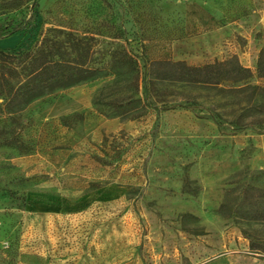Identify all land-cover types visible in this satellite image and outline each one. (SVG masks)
<instances>
[{
	"label": "rangeland",
	"instance_id": "obj_1",
	"mask_svg": "<svg viewBox=\"0 0 264 264\" xmlns=\"http://www.w3.org/2000/svg\"><path fill=\"white\" fill-rule=\"evenodd\" d=\"M35 1L34 28L0 49L58 28L90 38L105 59L124 47L141 63L237 57L255 69L264 48V0H0V27L28 18ZM115 79L22 109L31 151L0 145V264H264L250 252L252 239L264 243L254 215L264 206L261 96L194 88L196 105L129 120V85ZM246 84L264 91V79ZM100 94L126 108L95 104ZM184 213L202 234L184 230Z\"/></svg>",
	"mask_w": 264,
	"mask_h": 264
},
{
	"label": "trees",
	"instance_id": "obj_2",
	"mask_svg": "<svg viewBox=\"0 0 264 264\" xmlns=\"http://www.w3.org/2000/svg\"><path fill=\"white\" fill-rule=\"evenodd\" d=\"M37 2L29 17L16 23L9 21L0 27V39L23 33L27 35L37 22ZM90 38L63 29L53 28L28 48L0 49V145L14 147L21 153H29L31 146L21 139L24 123L21 111L30 102L59 89L84 84L102 76L114 75L115 84L126 81L125 97L132 108L121 115L129 120L144 116L148 109L158 112L197 104L194 88L217 89L228 92H248V102L261 96L259 86L246 83L253 78L264 79V48L260 51L255 69L244 66L237 57L191 65L183 60L151 59L141 63L137 56L124 47L108 52V58L100 57ZM97 55V56H95ZM124 84V85H126ZM243 84L238 87L236 85ZM98 95L95 104H116L126 108L118 98L102 102ZM240 116L239 119H243ZM190 183L184 179V190ZM255 218H264V206L257 207ZM184 230L200 235L197 228L186 226L187 219L198 221L190 213L181 215ZM250 252L264 255V243L252 239Z\"/></svg>",
	"mask_w": 264,
	"mask_h": 264
}]
</instances>
